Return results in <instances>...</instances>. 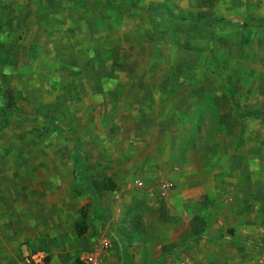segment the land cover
<instances>
[{
    "label": "rangeland",
    "instance_id": "obj_1",
    "mask_svg": "<svg viewBox=\"0 0 264 264\" xmlns=\"http://www.w3.org/2000/svg\"><path fill=\"white\" fill-rule=\"evenodd\" d=\"M132 1L0 0V264H264V0Z\"/></svg>",
    "mask_w": 264,
    "mask_h": 264
},
{
    "label": "built area",
    "instance_id": "obj_2",
    "mask_svg": "<svg viewBox=\"0 0 264 264\" xmlns=\"http://www.w3.org/2000/svg\"><path fill=\"white\" fill-rule=\"evenodd\" d=\"M135 184L143 187L144 183L140 179L135 180ZM171 188V183L164 181L160 184V191L164 192ZM113 247L111 235L109 232H101L97 243L91 248H84L80 253L81 264H109L106 261L110 250ZM49 253L46 247L38 248H22L21 262L22 264H48Z\"/></svg>",
    "mask_w": 264,
    "mask_h": 264
},
{
    "label": "trees",
    "instance_id": "obj_3",
    "mask_svg": "<svg viewBox=\"0 0 264 264\" xmlns=\"http://www.w3.org/2000/svg\"><path fill=\"white\" fill-rule=\"evenodd\" d=\"M72 1L74 4L77 3H81V1H85V0H70ZM200 1L199 4L202 6H210L212 5V2H210V0H198ZM128 2L133 3L132 0H128ZM134 4V3H133ZM5 13V7H1L0 9V22L1 19L3 18ZM197 19H202V17H198ZM204 20H206L208 23L210 24H223L224 20L223 19H214V18H204ZM200 54H202L201 52H199ZM204 59L206 60V58L204 57ZM4 68V55H3V51L0 49V72L3 70ZM3 96L5 99V107H4V112H14L16 113L18 116L24 118V119H36V118H40L42 120H44L45 122H47L51 128H53L54 130H56L58 133L65 135L67 137H70L74 140L73 146L74 149L76 150V153L74 155V161L75 163L79 166L80 164H83L85 166L88 165V161L86 160V157L81 153L79 147H78V140L74 137L73 133L67 129L64 128L63 126L59 125L50 115L45 114V113H37L35 115L32 114H28L25 111L21 110L20 108L17 107H11L9 105V90L7 88L4 89L3 91ZM81 175H84L81 172ZM112 188V187H111ZM83 225L78 224V234L82 235L85 231H86V225L84 224V222H82ZM261 249H264V246H258ZM49 260V257H48Z\"/></svg>",
    "mask_w": 264,
    "mask_h": 264
},
{
    "label": "crops",
    "instance_id": "obj_4",
    "mask_svg": "<svg viewBox=\"0 0 264 264\" xmlns=\"http://www.w3.org/2000/svg\"><path fill=\"white\" fill-rule=\"evenodd\" d=\"M151 195L153 196V193H151ZM207 213H209V212H207L206 211V214ZM110 235H111V233H109ZM200 235V234H199ZM232 237H235L236 239L238 238L237 236H233L232 234H230ZM111 238H112V235H111ZM93 243V242H92ZM92 243H89V244H86V245H84L83 246V248H81V250L82 249H84V248H89V247H91L92 246ZM258 246V245H257ZM259 248V247H258ZM47 249V248H46ZM48 251V250H47ZM49 253V252H48ZM111 253V252H110ZM109 256V255H108ZM123 259H124V263L123 264H132L131 263V260H130V258H128V253L127 252H125L124 254H123ZM50 262L48 261V264H49ZM111 263V262H110Z\"/></svg>",
    "mask_w": 264,
    "mask_h": 264
}]
</instances>
